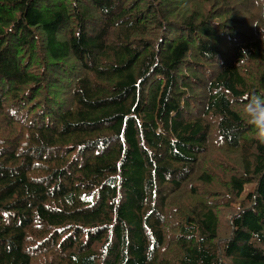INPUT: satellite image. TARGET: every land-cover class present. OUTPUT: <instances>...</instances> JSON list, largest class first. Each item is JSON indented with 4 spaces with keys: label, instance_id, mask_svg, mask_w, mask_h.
Here are the masks:
<instances>
[{
    "label": "trees",
    "instance_id": "1",
    "mask_svg": "<svg viewBox=\"0 0 264 264\" xmlns=\"http://www.w3.org/2000/svg\"><path fill=\"white\" fill-rule=\"evenodd\" d=\"M0 264H264V0H0Z\"/></svg>",
    "mask_w": 264,
    "mask_h": 264
}]
</instances>
